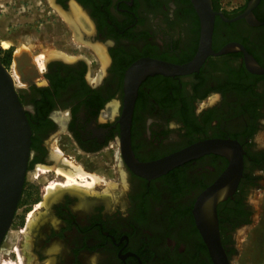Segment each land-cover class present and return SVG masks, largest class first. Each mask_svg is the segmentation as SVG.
I'll return each instance as SVG.
<instances>
[{"label":"flooded vegetation","instance_id":"1","mask_svg":"<svg viewBox=\"0 0 264 264\" xmlns=\"http://www.w3.org/2000/svg\"><path fill=\"white\" fill-rule=\"evenodd\" d=\"M49 1L58 12H70L71 3L79 8L82 21L72 20L70 31L83 49L50 53L18 86L31 128L30 155L0 262L238 264L235 234L252 223L249 194L264 171V72L249 70L236 49L208 55L188 74L147 76L132 108L130 156L122 138L125 72L141 58L181 64L194 57L200 20L191 1ZM248 1L229 12L215 10L232 19ZM252 16L260 23L216 15L212 50L239 43L264 67V0ZM212 138L234 140L243 151L236 189L216 206L220 257L201 236L194 210L228 159L203 154L151 179L131 168L132 157L153 161ZM62 161L98 182L88 189L65 184L67 177L55 172ZM49 184H56L51 192Z\"/></svg>","mask_w":264,"mask_h":264},{"label":"water","instance_id":"2","mask_svg":"<svg viewBox=\"0 0 264 264\" xmlns=\"http://www.w3.org/2000/svg\"><path fill=\"white\" fill-rule=\"evenodd\" d=\"M200 20V39L194 57L185 63L175 64L154 58H141L128 67L124 75V106L123 120L126 121L122 129L125 139V149L132 155L129 146V123L133 104L140 83L149 75L162 74L166 76L184 75L198 70L205 58L210 54H222L240 49L244 55L247 68L253 72H264V67L257 64L252 55L239 43H228L217 52L211 47V39L215 16L230 21L245 18L250 24L256 25L252 16V9L259 0H249L243 12L232 19L226 18L220 11L213 8L212 0H190ZM136 73V76H134ZM135 79V80H134ZM126 116V117H124ZM31 128L26 111L18 97L12 74L0 60V247L5 235L10 229L18 202L21 197L25 180L27 164L30 155ZM215 153L228 159V166L217 179L208 187L198 199L194 213L201 236L211 253L222 256L217 203L230 196L236 189L242 175L243 151L241 146L231 139H206L190 144L162 158L139 162L131 158V168L135 174L151 179L160 176L182 163L200 157L203 154ZM236 177L229 189L217 194L224 179L231 173ZM214 194L206 201V197Z\"/></svg>","mask_w":264,"mask_h":264},{"label":"rangeland","instance_id":"3","mask_svg":"<svg viewBox=\"0 0 264 264\" xmlns=\"http://www.w3.org/2000/svg\"><path fill=\"white\" fill-rule=\"evenodd\" d=\"M243 2L244 0H218V5L229 12ZM58 10L59 12L49 0H0V56L10 49L11 58L7 69L14 77L16 86L20 85L22 76L27 71L36 66L42 68L40 64L43 57L40 54L81 53L83 48L77 44L79 34L73 30L72 35L70 31L69 11ZM4 42L8 44L7 47L3 46ZM18 49H23V56L26 58L15 62L14 53ZM42 64L44 66V62ZM259 175L258 186L249 194L254 210L252 223L235 234L238 264H264V171ZM78 181L81 182L80 179ZM106 185L109 187L110 183L106 182ZM3 247H0V258Z\"/></svg>","mask_w":264,"mask_h":264},{"label":"bare ground","instance_id":"4","mask_svg":"<svg viewBox=\"0 0 264 264\" xmlns=\"http://www.w3.org/2000/svg\"><path fill=\"white\" fill-rule=\"evenodd\" d=\"M69 13H70V16H71V22H73L72 20L78 21L79 23L82 21V17L83 16L81 14V11L79 10V8L75 4H73V3L70 4V12ZM3 46L7 47L8 44L6 42H4ZM98 49H99V47H98ZM23 52H24L23 49H18V50L15 51V53H14L15 62L19 61L21 58H23V60L26 58V57L23 56V54H24ZM98 53L100 54V58L102 59V62L104 63V55L99 50H98ZM43 55L44 56H42L40 54L41 58L43 57V59L41 60L42 63L45 62V60L48 57H52V56H48V55L45 56V54H43ZM42 63L40 64V67H43ZM134 76H136V73H135ZM13 79H14V77H13ZM124 117H126V116H124ZM122 120H123V117H122ZM125 125H126V121L123 120V127H125ZM42 170L46 171V169L44 167L42 168ZM55 172L57 174L65 175L67 177L66 178L67 180H66L65 184H68V185L78 184V185H83V186L89 188V187H92L96 182H98V180H97L98 178H96L95 176H90V180H88L87 177H86L87 175H85V173L82 172L80 168H75L73 165H71L69 163H66L64 161H62L61 163L58 164V166L55 168ZM235 177H236V174L233 172L226 179H224L221 188L219 190L217 189V194H219V191L223 192V191L229 189V187L234 182V178ZM78 179H80L81 182L78 181ZM54 188H56V184L48 185L47 192H51ZM213 195L214 194L206 197V201L209 198H211Z\"/></svg>","mask_w":264,"mask_h":264},{"label":"trees","instance_id":"5","mask_svg":"<svg viewBox=\"0 0 264 264\" xmlns=\"http://www.w3.org/2000/svg\"><path fill=\"white\" fill-rule=\"evenodd\" d=\"M213 5H214V9H218L219 10V5H218V0H213ZM10 58H11V52L10 49L5 50L4 54L2 56H0V60L1 62L7 67L10 63Z\"/></svg>","mask_w":264,"mask_h":264}]
</instances>
